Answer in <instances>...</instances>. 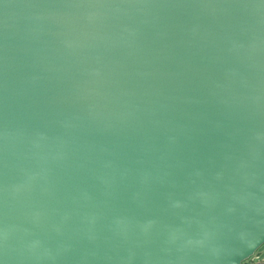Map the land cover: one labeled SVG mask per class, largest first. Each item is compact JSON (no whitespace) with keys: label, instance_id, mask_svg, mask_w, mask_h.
<instances>
[{"label":"water","instance_id":"water-1","mask_svg":"<svg viewBox=\"0 0 264 264\" xmlns=\"http://www.w3.org/2000/svg\"><path fill=\"white\" fill-rule=\"evenodd\" d=\"M264 0H0V264H264Z\"/></svg>","mask_w":264,"mask_h":264},{"label":"rangeland","instance_id":"rangeland-1","mask_svg":"<svg viewBox=\"0 0 264 264\" xmlns=\"http://www.w3.org/2000/svg\"><path fill=\"white\" fill-rule=\"evenodd\" d=\"M259 253L260 256L264 254V243L257 249L256 254Z\"/></svg>","mask_w":264,"mask_h":264}]
</instances>
